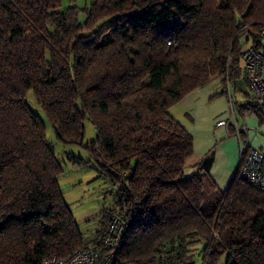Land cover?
Here are the masks:
<instances>
[{"label": "trees", "instance_id": "1", "mask_svg": "<svg viewBox=\"0 0 264 264\" xmlns=\"http://www.w3.org/2000/svg\"><path fill=\"white\" fill-rule=\"evenodd\" d=\"M74 1L0 0V264L88 244L30 92L60 141L96 127L87 147L118 199L90 240L101 246L122 212L115 264H264V189L237 171L204 205L208 160L186 175L193 135L170 113L213 76L244 72L264 0Z\"/></svg>", "mask_w": 264, "mask_h": 264}, {"label": "crops", "instance_id": "2", "mask_svg": "<svg viewBox=\"0 0 264 264\" xmlns=\"http://www.w3.org/2000/svg\"><path fill=\"white\" fill-rule=\"evenodd\" d=\"M251 97L245 72L235 78L217 74L170 108L171 115L193 135L186 175L196 173L202 160H208V176L213 183L206 184L205 197L225 191L239 168V139L233 132L234 124H217L221 119L231 121L232 110L233 121L239 126L245 124L244 135L264 152V107Z\"/></svg>", "mask_w": 264, "mask_h": 264}, {"label": "rangeland", "instance_id": "3", "mask_svg": "<svg viewBox=\"0 0 264 264\" xmlns=\"http://www.w3.org/2000/svg\"><path fill=\"white\" fill-rule=\"evenodd\" d=\"M68 1L71 0H63V3ZM85 1L75 0L74 2L79 6H83ZM80 16H84V13H81ZM242 39L243 36L240 41ZM248 45H250V41L243 42V51ZM242 61L244 62V60ZM31 93L28 94L27 100L45 122L47 139L57 157L65 166V170L59 178L64 199L70 205L75 218L79 222L87 243L92 244L90 239L96 235L104 212L114 206L118 199V185L114 184L100 171L99 165L87 147L96 138V127L91 120H85L83 144L60 141L46 113ZM216 198H218V195H215V193L210 194L205 198L204 205L211 204ZM196 264H201V260L197 259Z\"/></svg>", "mask_w": 264, "mask_h": 264}, {"label": "built area", "instance_id": "4", "mask_svg": "<svg viewBox=\"0 0 264 264\" xmlns=\"http://www.w3.org/2000/svg\"><path fill=\"white\" fill-rule=\"evenodd\" d=\"M256 38L258 44L248 45L242 57L252 101L264 107V26L257 33ZM231 115V121L221 119L217 124L226 126H229V123L234 124L233 132L239 139V175L253 186L264 189V152L244 135L247 126L245 124L239 126L233 121V110ZM126 221L122 212H115L107 226L101 246L85 244L65 257L56 255L48 257L43 264H115L116 253L124 241Z\"/></svg>", "mask_w": 264, "mask_h": 264}]
</instances>
